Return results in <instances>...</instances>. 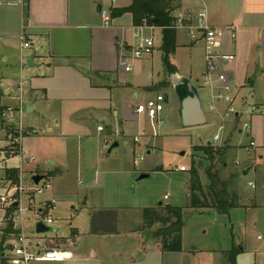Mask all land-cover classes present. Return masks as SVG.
<instances>
[{
  "label": "crops",
  "instance_id": "crops-1",
  "mask_svg": "<svg viewBox=\"0 0 264 264\" xmlns=\"http://www.w3.org/2000/svg\"><path fill=\"white\" fill-rule=\"evenodd\" d=\"M131 2L0 0V126L4 121L24 130L31 129L35 134L28 139L38 142L39 149L35 153L23 147L27 137L23 138L19 157L22 163L27 162V168L21 165L17 169L23 173L22 180H28L33 175L44 177L43 185L49 184L51 189L47 198L38 204L45 206L46 216L51 217L53 212L62 213L70 227L67 236L46 239L60 246L59 261L40 264H180V256L184 253L183 245L181 252L177 253L160 249L154 237L158 225L148 229L150 240L144 241V230L147 228L143 227L142 210L148 207V198L146 195L141 197L133 181L128 179L121 187L109 177L129 178L136 175L122 167L121 158L112 157L116 148L107 153L114 142L120 146L119 137H129L137 144L140 136L131 132L137 129L143 136L144 125L150 123L153 134L144 137V144L150 149L147 154L153 152L150 139L157 136L151 121L146 115L136 113L135 109L156 93L149 89L157 88L164 80L159 49L161 40L158 47L154 44L155 31L161 35V29L142 31L143 37H152L154 48L150 55L133 61L130 51L137 39L131 15L110 18L111 9L127 8ZM174 6L176 14L184 13L192 21L196 12L205 11L209 26L236 29L235 41L227 37L223 41L222 50L235 56V60L226 66L225 73L237 90V102L253 105L257 112L249 119V133H239L238 121L231 120L224 139L225 143L235 148L229 152H244L243 147L248 144L240 141L232 143V138L237 135L246 141H255L257 152L263 153L264 0H178ZM104 13L110 18L108 26L103 22ZM178 32L183 34L182 39L178 38ZM22 39L30 44L28 49L22 47ZM196 46L200 44L190 42L186 32H176V49L169 59L180 75L190 77L192 64L183 71L182 59ZM126 66H130L131 70L125 71ZM205 94L209 103L207 91ZM163 96L168 103L167 96ZM224 108L225 105L220 104L219 113ZM212 117L219 119L220 126L219 116L212 114ZM27 119H31V123L25 126L23 122ZM99 127L103 130L99 131ZM226 128L227 122L225 132ZM5 137V131L0 129V165L4 164L0 167V187L8 183L4 179V169L15 168L7 167L6 163L12 158H6L1 151L6 145ZM124 143L127 144V141ZM135 148L130 149V153L134 154ZM29 153L32 156L29 157ZM134 160L129 159L133 165ZM241 161V166L234 168L244 176L252 174L256 188L249 191L256 192L261 185L260 180L264 178V168L252 172L248 169L249 158ZM179 167L176 166L175 172H180ZM154 169L138 172L139 175H151L155 173L151 172ZM158 170L159 173L166 172L164 167ZM71 174L84 180L77 183L80 186L84 184L81 193L76 185L71 186L67 182ZM189 181L188 174V179L183 182L188 206ZM207 182L202 186L206 187ZM121 189L122 193L115 192ZM108 190L115 192L116 197H110ZM262 196V203L238 209L245 217L248 216L251 225H256L257 216L264 213V193ZM160 204L154 208L164 207ZM40 210L37 209V212ZM4 227L2 218L0 243ZM14 228L25 236L32 235L24 234L21 225L18 227L16 224ZM234 244L239 249L238 264V257L245 249L240 239L234 241L232 238L230 249ZM6 251L2 253L3 258ZM189 252L195 254L194 250ZM217 256L220 259L223 255Z\"/></svg>",
  "mask_w": 264,
  "mask_h": 264
},
{
  "label": "rangeland",
  "instance_id": "rangeland-1",
  "mask_svg": "<svg viewBox=\"0 0 264 264\" xmlns=\"http://www.w3.org/2000/svg\"><path fill=\"white\" fill-rule=\"evenodd\" d=\"M178 13V12H177ZM176 14L174 11L173 17ZM142 25V24H141ZM141 25L134 26V28ZM178 38L182 39L183 34L181 32L177 33ZM161 40V35L159 31H155L154 34V44L159 46ZM183 65H181L184 70L188 69L192 64V73L188 77L193 84L199 89V94L201 97L203 109L207 118V123L199 128H183L180 125V120L178 116V101L174 95L171 88H169V76L164 75L163 85L154 88L150 91L156 92L152 95L154 97L156 94L166 95L168 98V103L164 101V109L160 114L162 123L160 126L155 125V131L157 136L150 139V147L153 152L149 155L146 154L147 146L144 144L145 136H152L153 131L150 123L144 125L143 136L140 135V131L134 129L131 133L140 136L139 143L134 144L131 138L123 139L119 137L117 140L120 143L119 147H116L115 151L112 153V157L121 158L122 167L124 169H129L134 172L135 177H125V176H109L111 180L117 182L118 184L124 186V183L133 181L136 184V191L141 194V197L148 198V207L154 208L160 204L163 206L172 205L178 206L182 210V245L184 253L180 256V264H225L224 256L218 258L217 254H222L230 249L232 238L234 241L240 239L242 245L245 249L244 253L238 257V264H264V213L257 216L258 223L256 225L249 224L248 216L242 210L245 207H252L253 203H262V195L264 190V178L260 180L261 183L256 192L249 191L250 188L247 186V182L252 181L253 177L251 173L244 176L237 172L234 168L233 161L236 158L240 160L247 159L243 151L238 153L229 152L227 158L223 159L226 162V167L222 168L220 161L214 160L213 168L215 171L219 172V176L222 180H226L228 183V191H234L239 196V202L237 208L230 210L228 215H218L212 210H195L191 209L187 203H185L184 196V185L183 182L188 179V171L192 161V148L199 146H206L209 143L213 144V137L218 132L219 119H214L212 113L207 111L208 101L206 100L205 90L201 89L202 78L205 73V61L203 54V47L196 46L187 52L182 59ZM156 64V63H155ZM182 68V69H183ZM144 77V76H142ZM164 88H168L163 90ZM151 97V98H152ZM36 121V120H34ZM231 119L227 121V128L225 134H227L229 123ZM27 126L31 123V119H27L24 122ZM12 134L5 137V143L3 149H1L3 155L6 157L9 155L11 160H9L6 165L7 167L13 166L19 168L21 165L23 168L26 167V163L21 162L20 155V145L23 140L21 136L25 135L26 130L22 128L19 129L18 125H12ZM28 131V130H27ZM142 136V137H141ZM24 141L23 147L30 148L33 152H37L39 149V143L35 140ZM127 141V144L124 142ZM243 142L246 143L244 137L235 135L231 142ZM226 144V143H225ZM136 147L134 154L130 153V149ZM30 152V151H29ZM30 154V153H29ZM138 154V155H137ZM32 156L31 154L29 157ZM131 156V157H130ZM142 157L140 163L134 168L132 162L129 159H137ZM195 164L199 170L200 179L202 185H205L207 180L205 171L210 167V163L207 162L202 154H196ZM117 163V162H116ZM4 167L2 163L0 167ZM179 166H184L187 173L175 172V168ZM164 167L166 172L159 173L157 168ZM151 175L147 178L138 180L139 170L153 169ZM1 172V171H0ZM20 172V177L17 185H11L10 183L2 184L0 187V196L6 197V203L0 205V220L3 218L4 210L11 207V203H18L13 216L14 225L17 224L18 227L22 226L23 233L35 234V219L37 215V209H42L45 211V206L43 204H38L39 201L47 198L50 193V189L42 190L40 193L35 191L33 183L30 179L22 180V172ZM2 173V172H1ZM0 173V175H1ZM108 177V178H109ZM234 177L235 182L230 180ZM106 177L107 180H110ZM110 180V181H111ZM84 182L77 175L71 174L67 177V182L71 186L77 187V190L81 193L84 191V184L81 186L77 184L78 182ZM45 179L39 182L38 187L42 186ZM208 183V182H207ZM205 187V186H204ZM206 188V187H205ZM115 191V190H114ZM125 192V190H123ZM109 196H115V192L122 193L120 191H110ZM166 195V197H164ZM34 198L33 201H31ZM253 198V200H252ZM123 203V202H120ZM264 204V201H263ZM22 209L21 211L19 209ZM50 218L53 220L50 227L53 229V233L47 234V237L58 236L65 237L70 232L69 222L65 221L64 215L62 213L53 212L50 214ZM247 219V220H246ZM246 220V222H245ZM3 221V220H2ZM245 224V226H244ZM233 228V231L231 230ZM19 231L18 235H6L5 244L7 245V251L4 256V262L6 263V257L8 256V251L10 247L15 242V239L21 235ZM256 236H261L262 241H258ZM63 240H61L62 242ZM152 246V243H149ZM150 246V247H151ZM234 247L237 248V246ZM194 250L195 254H191L189 251ZM213 253V256L209 254ZM218 261V262H217ZM1 263V262H0Z\"/></svg>",
  "mask_w": 264,
  "mask_h": 264
},
{
  "label": "built area",
  "instance_id": "built-area-1",
  "mask_svg": "<svg viewBox=\"0 0 264 264\" xmlns=\"http://www.w3.org/2000/svg\"><path fill=\"white\" fill-rule=\"evenodd\" d=\"M104 25L108 26L110 18L104 13ZM173 29L176 31L186 32L187 37L193 44H200L203 47L205 73L202 78L200 88L207 91L209 103L207 111L216 114L220 118V126L217 134L213 137V144L209 143L206 146L222 147L225 145L224 133L226 122L231 119L238 121L239 133L246 134L250 132V117L256 112V107L253 105H245L242 101L237 102V90L234 84L229 80L225 73L226 66L235 60V56L231 53L224 52L223 41L227 37L230 41L236 39V29L233 27H211L206 22L205 11H198L195 13V20L192 21L190 17L184 13H177L174 16ZM144 29L154 30L155 27H149L143 21L142 25L134 28L135 38L137 39L130 51L131 59L139 60L144 56L152 53L154 48L153 39L142 36ZM24 49H28L30 44L22 39ZM131 67L126 66L125 71H130ZM164 96L156 94L154 97L146 100L144 103L136 106L135 112L144 114L151 121L152 126H160L162 120L160 114L164 109ZM225 105L224 110L219 113V105ZM3 116V115H2ZM19 129L22 128L19 126ZM99 131L103 129L98 128ZM23 138V136H21ZM137 142V139H134ZM245 156L249 158L250 165L248 166L252 172L257 169L264 168V152L258 153V147L252 139L248 140V144L243 147ZM142 160H134V165L138 166ZM23 160L21 159V162ZM234 166L239 167L242 161L235 158ZM180 172L186 171L185 167H179ZM247 186L254 190L256 188L255 180L247 182ZM35 191L40 193L42 190H47L50 185H34ZM6 203V197L0 196V205ZM14 204V203H13ZM11 203V205L13 206ZM21 211V208L19 209ZM41 222L45 226H50L53 220L46 216L43 210L37 212L35 224ZM47 235L32 234L31 236L19 235L13 245L8 251L5 264H40L46 262H57L61 257V252L56 246H48ZM257 240H262L261 236Z\"/></svg>",
  "mask_w": 264,
  "mask_h": 264
},
{
  "label": "trees",
  "instance_id": "trees-1",
  "mask_svg": "<svg viewBox=\"0 0 264 264\" xmlns=\"http://www.w3.org/2000/svg\"><path fill=\"white\" fill-rule=\"evenodd\" d=\"M178 0H132L127 8L111 9L110 18L115 19L130 14L133 25H141L145 21L149 27L161 29V45L162 65L164 75L176 73L175 67L170 63V55L176 49V30L173 29L175 10L174 4ZM160 83L159 86H162ZM158 86V87H159ZM156 87L150 88L152 90ZM1 130L5 131V135L12 134V126L1 122ZM31 129L26 130L23 138L34 136ZM235 149L226 143L222 147L199 146L192 148V161L188 171L189 181V207L195 210H212L218 215H228L230 210L237 208L238 197L233 191H228V183L222 180L219 172L213 168V162L220 161L222 168L226 167V162L229 151ZM196 154H202L203 158L210 163V167L205 171L208 184L204 188L201 184L199 170L195 164ZM6 158H10L9 155ZM20 177L19 169L5 168L4 179L11 185H17ZM234 177L230 180L233 181ZM16 208L11 206L4 210V224L2 230V239L0 243V260L4 262L2 253L7 250L5 244L6 235H18L19 231L14 228L13 214ZM143 227L151 229L158 225L154 232V237L158 240L160 249L163 252L177 253L181 252V229H182V210L179 207L164 206L159 208H146L142 210ZM74 231H72V234ZM52 242V243H51ZM47 241L48 246H60L54 241ZM61 242V241H60ZM54 243V244H53ZM61 243H64L62 241ZM56 244V245H55ZM239 254V249L232 246L230 250L225 251L222 255L225 258V264H236V258Z\"/></svg>",
  "mask_w": 264,
  "mask_h": 264
},
{
  "label": "water",
  "instance_id": "water-1",
  "mask_svg": "<svg viewBox=\"0 0 264 264\" xmlns=\"http://www.w3.org/2000/svg\"><path fill=\"white\" fill-rule=\"evenodd\" d=\"M29 63L30 61H28V64ZM168 82L179 104L178 116L180 125L183 128H199L206 125L207 118L203 109L198 87H196L188 77L180 75L177 71L169 76ZM116 147H118V143L114 142L108 148L107 153H110ZM149 154L150 152H147V155ZM147 177V174H142L138 177V180ZM43 178L44 177L41 175H33L30 177V180L34 185H38ZM13 206L16 208L18 203H14ZM35 233L47 235L53 233V229L50 226H45L41 222H38L35 224ZM144 237L145 242L150 240V231L148 229L144 230Z\"/></svg>",
  "mask_w": 264,
  "mask_h": 264
}]
</instances>
